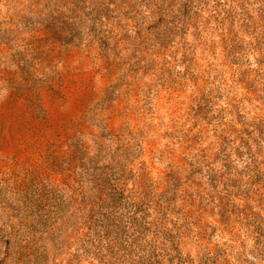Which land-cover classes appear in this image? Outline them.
Returning <instances> with one entry per match:
<instances>
[{
	"label": "rangeland",
	"instance_id": "1",
	"mask_svg": "<svg viewBox=\"0 0 264 264\" xmlns=\"http://www.w3.org/2000/svg\"><path fill=\"white\" fill-rule=\"evenodd\" d=\"M0 264H264V0H0Z\"/></svg>",
	"mask_w": 264,
	"mask_h": 264
}]
</instances>
